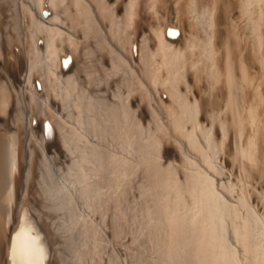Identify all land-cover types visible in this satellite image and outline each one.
<instances>
[{
  "label": "bare ground",
  "instance_id": "obj_1",
  "mask_svg": "<svg viewBox=\"0 0 264 264\" xmlns=\"http://www.w3.org/2000/svg\"><path fill=\"white\" fill-rule=\"evenodd\" d=\"M0 264H264V0H0Z\"/></svg>",
  "mask_w": 264,
  "mask_h": 264
}]
</instances>
